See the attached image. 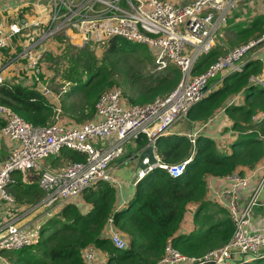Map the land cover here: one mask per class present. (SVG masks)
Returning a JSON list of instances; mask_svg holds the SVG:
<instances>
[{"label": "trees", "instance_id": "trees-1", "mask_svg": "<svg viewBox=\"0 0 264 264\" xmlns=\"http://www.w3.org/2000/svg\"><path fill=\"white\" fill-rule=\"evenodd\" d=\"M225 30L230 38L215 43L208 52L201 54L194 63L193 73L204 71L229 47L247 42L255 34L263 35L264 15L257 14L247 23L232 20ZM50 41L58 42L59 47L58 54L52 49L44 51L46 67L52 70L49 80L57 87L53 90L57 93L68 85L58 102L60 122L64 125L77 126L85 120H93L98 98L115 86L112 85L116 78L122 81L125 78L128 81L124 84L135 86L134 93L124 96L128 103H144L165 95L180 79V71L173 64H168L156 75L133 71L129 59L138 52L150 59L152 51L145 44L120 36L106 39L100 53L96 45L76 46L63 35H56ZM262 65L260 58L247 59L241 71L223 75L217 86L189 110V123H204L223 108L231 121L230 129L235 132L230 149H223L215 139L202 132L196 133L193 143L184 132L161 135L155 147L162 162L178 163L190 156L181 172L171 175L162 167L152 168L136 182L132 197L120 207L115 206V186L99 181L82 191L88 207L80 210L73 201L64 203L55 215L48 216L40 225L36 241L22 248L1 249L3 259L8 264H85L82 251L90 246L105 251V264H154L162 257L168 239L180 252L195 257L228 242L234 224L223 206L207 198L208 178L242 172L263 160L264 88L251 80L252 76H259ZM42 75L47 76L46 73ZM239 93L243 94V101L228 105L227 101ZM74 94L82 97L81 101L69 104ZM0 103L34 126H44L55 120L56 103L34 83L3 81ZM3 125L4 118L0 115V128ZM145 143L146 137L142 136L136 146L139 149ZM52 158L51 165H57L83 160L85 154L62 147ZM15 175L18 181L11 183L8 189L14 201L18 204L38 201L43 191L37 181L23 182L18 173ZM190 204L195 206L193 226L185 228ZM110 218L127 240L123 247H117L107 236ZM248 258L232 259L230 264H261L264 261V257Z\"/></svg>", "mask_w": 264, "mask_h": 264}, {"label": "built area", "instance_id": "built-area-1", "mask_svg": "<svg viewBox=\"0 0 264 264\" xmlns=\"http://www.w3.org/2000/svg\"><path fill=\"white\" fill-rule=\"evenodd\" d=\"M236 4L237 0H191L184 4L171 0H28L27 5L33 7L32 14L16 17L5 25V30L0 16V49L7 47L15 36L24 37L16 57L26 61L31 78L27 84L34 83L56 103L55 120L44 126H34L0 103V115L4 118L0 132L17 141L0 164V205L14 201L8 189L11 183L18 181L16 173L23 182L35 179L43 191L44 202L56 211L99 181L118 184L120 181L110 172L112 161L122 157L127 147L142 136L146 137L145 144L155 147L157 138L166 134L175 121L185 119L190 108L205 97L213 84H218L226 73L241 71L248 53L262 45L264 34L219 55L204 71L193 73L194 63L215 45L218 29L227 23ZM96 31L106 33L107 37L94 41L91 34ZM56 35H63L74 45H96V50H101L102 44L112 36L145 44L152 51L155 68L161 71L173 64L180 71V79L167 94L144 103H128L119 87H111L98 98L93 120H85L77 126L64 125L60 122L58 102L65 86L56 93L51 88L54 84L50 76L42 75L46 66L44 51L49 48H39ZM253 79L264 88L263 74ZM3 81L0 71V83ZM235 99V96L230 98L227 104ZM187 135L193 143L196 133ZM62 147L80 151L85 158L61 167L46 165V159L56 156ZM154 150L157 161L149 168H136L134 183L154 167L177 174L190 159L189 156L178 163L166 164L160 160L156 147ZM247 169L257 175L254 183L250 174L234 171L224 176L226 184L215 193V202L225 208L234 224L229 241L195 257L183 254L168 239L162 257L154 264H182L184 261L187 264H230L233 263L231 254L248 259L264 257V230L250 225L253 208L264 204L258 200L264 184V160ZM29 208L24 207V213L29 212ZM16 216H7L8 219L0 223V259L3 258L1 249L22 248L38 239L37 228L30 225L31 220L19 224ZM109 222L110 240L117 247H123L127 244L126 238L112 225L111 218ZM93 252L94 247L90 246L82 251L85 264L92 260Z\"/></svg>", "mask_w": 264, "mask_h": 264}, {"label": "crops", "instance_id": "crops-1", "mask_svg": "<svg viewBox=\"0 0 264 264\" xmlns=\"http://www.w3.org/2000/svg\"><path fill=\"white\" fill-rule=\"evenodd\" d=\"M28 0H0V16L4 22V30L5 25L8 26V24L13 21L16 17L22 18L29 14H32L33 7L27 5ZM172 2L176 4H184L188 3L191 0H171ZM249 5H246V8H242L244 5L243 2L239 3L237 7H235L234 11H232L230 17H232L234 22H245L247 23L246 19L248 16H250V13L252 14L251 17H249V20H252L255 15L257 14H263L264 15V1L261 0H248ZM252 9L254 11L253 13L250 12L248 9ZM19 10L20 12H17ZM17 12V13H16ZM249 14V15H248ZM19 16V17H18ZM23 39L24 37H14L11 42H13L6 47L0 49V71L4 75L5 81H17L20 83L27 84L31 78L29 74V69L26 65V61L23 59H19L16 57L17 52L21 49L23 45ZM224 39V37H223ZM226 40V39H225ZM222 39H217V42H223ZM52 45H55V43H51ZM53 47H50L49 49H52ZM251 56H256L255 58H260L263 61L262 69L259 75H264V41L262 42V47L259 49H252L248 53V57L252 58ZM44 73L47 74V76H51V71L48 69L45 65L43 67ZM236 99L234 102H242L243 101V94L239 93L235 95ZM185 120V119H184ZM185 125L183 127H188L191 131H195L196 129L199 130V128L204 127V130H211L215 131V134H208L206 132H202L204 134L210 135L213 139H215L223 149H230V144L232 139L235 137V132L230 129V123L228 116L223 111V108L218 110V112L207 122L201 123V122H186L184 121ZM74 125V124H72ZM200 128V129H201ZM225 130V131H224ZM217 131V132H216ZM264 139V136H262ZM17 145V141H12L9 138H7L5 135H3L0 132V164L1 161L11 153L13 148ZM139 150L136 146V142L132 143V145H129L127 147V150L125 154L112 161L110 164V172L113 176H115L120 182L118 184H115L116 188V197H115V206L120 207L123 206L127 201L132 197L134 193V186L136 183H134V180L136 178V160L133 159V155L136 153V151ZM133 159V160H131ZM133 161L130 163V165H126V161ZM264 160V157H263ZM243 173L250 174L251 176V182L254 183L257 179V175L251 174L247 168L243 170ZM227 179L225 177H210L208 178V191H207V198L215 201V193L216 191L223 188V185L226 184ZM82 194V193H80ZM71 201V199H69ZM259 202H264V184L261 188V191L258 195ZM89 206V203L87 207ZM188 209H190L191 214L188 217H185L184 227L185 228H191L193 226V212L195 209L194 204H190L188 206ZM10 215H14L18 219L19 224H23L31 220V215H25L24 213V207L21 205H16L14 201L12 202H3L0 205V223H2L5 219H8ZM222 215V214H221ZM219 214L218 217H221ZM8 216V217H7ZM250 225L252 228L264 230V204H258L256 205L252 213L250 214ZM189 224V226H187ZM111 233V227H108L107 236L109 237ZM95 249L100 250V255L97 257L94 256L93 252V258L92 260L87 264H105L106 262V254L105 251H103L101 248L95 247ZM239 254H235L233 259L239 258ZM96 258V259H95ZM95 259V260H93ZM231 260V259H230ZM0 263L8 264L5 259H0ZM188 262L184 261L182 264H187Z\"/></svg>", "mask_w": 264, "mask_h": 264}, {"label": "rangeland", "instance_id": "rangeland-1", "mask_svg": "<svg viewBox=\"0 0 264 264\" xmlns=\"http://www.w3.org/2000/svg\"><path fill=\"white\" fill-rule=\"evenodd\" d=\"M261 1H264V0H261ZM242 5H244L242 8H246L245 6L246 5H249V1L248 0H237V4H236V7L239 3H242ZM250 6V5H249ZM235 8L232 9V11H234ZM249 9V7H248ZM250 12H254L252 11V9H249ZM231 11V13H232ZM231 15V14H230ZM249 15V14H248ZM252 14L250 13V16L247 17V21L246 22H249L251 20H249L248 18L251 17ZM252 19V18H251ZM233 19L232 17H229L227 19V23L223 24L217 31V39H222L225 41V39L227 38H230L229 34H228V30H225V27L229 24V22H231ZM262 35H259V34H255L253 36H251V38L249 40H252V39H257L259 37H261ZM107 36H106V33L102 32V31H96V32H93L91 34V38L96 41V40H99V39H105ZM224 37V39H223ZM13 42H11L12 44ZM242 43H245V42H239L238 44L234 45V46H231L229 47L227 50H230L232 49L233 47L235 46H238ZM50 47H53V49L51 51H53L54 53L58 54L59 53V47H58V42L55 44V45H52L51 44V41L48 42V43H45V44H41L39 46L40 49H47V48H50ZM262 47V45H259L258 49ZM71 51H73L72 48H70ZM226 50V51H227ZM98 53H100V49H97L96 50ZM147 52V51H146ZM54 61V59H52ZM58 64L60 63L58 60H57ZM129 62H130V65L132 66V70L133 71H139V72H142L144 73V75H148V74H153V75H156L157 73H160L159 70H157L155 68V64H154V56L152 55V57H150V59H147V58H144L143 54L141 52H138L136 55H133L130 59H129ZM62 63V61H61ZM156 72V73H155ZM56 75H58L56 73ZM254 77H257V76H252L251 77V80L255 81V79H253ZM56 78L59 80L61 79L59 76H56ZM116 83H114L112 86H117L119 87L122 92L124 93V96L126 97L127 93H134L135 92V86L134 85H128V84H124V82L128 81V80H125V78H123V81H122V78L117 79L116 78ZM258 85L261 86L260 83H257ZM55 85H52L51 88L53 89ZM214 86H217V84H213L212 87ZM56 87V86H55ZM68 87V85H65V89ZM211 87V88H212ZM57 88V87H56ZM58 90V89H57ZM62 90V89H60ZM59 91V90H58ZM63 93V92H62ZM61 93V94H62ZM81 98L78 94H74L72 95L68 102L69 104H78L80 101H81ZM184 121L186 122H190L189 121V117L187 116L184 119H179L177 121H175L172 125H170L167 130H166V134H173V133H181V132H184V133H197V132H206L208 134H215V131H211V130H207L205 131L204 130V127H200L199 130L196 129L195 131H191L188 127L184 128ZM202 123V122H201ZM225 131V130H224ZM217 132V131H216ZM210 136V135H209ZM127 150V149H126ZM51 159H53L52 157L50 158H47L46 161H45V164L48 165L49 167H61V166H64L66 164H68L69 162H63L61 164H57V165H51ZM133 160V159H131ZM126 161V165H130V163H132L133 161ZM134 190H135V186H134ZM71 201H73L77 207L80 209V210H84L87 205H88V202L86 201V199L83 197L82 194H77L75 196H73L71 198ZM15 202V201H14ZM16 203V202H15ZM18 203H16L17 205ZM18 205H21L23 207H30L28 209L29 212L25 213V215H31V221H30V225L31 226H35L37 228V232H38V235H40V226L47 218L48 216L50 215H55V211L56 210H53L52 207L50 209V206L46 205V203L44 202L43 200V195L38 198V201L36 200L35 202L33 203H22V204H18ZM61 208V207H60ZM59 208V209H60ZM191 214V211L190 209H187V212H186V217H188L189 215ZM187 226H189V224H187ZM98 255H100V250L98 249H95L94 250V256L97 257ZM96 259V258H95ZM93 259V260H95ZM261 264H264V261L261 262Z\"/></svg>", "mask_w": 264, "mask_h": 264}, {"label": "water", "instance_id": "water-1", "mask_svg": "<svg viewBox=\"0 0 264 264\" xmlns=\"http://www.w3.org/2000/svg\"><path fill=\"white\" fill-rule=\"evenodd\" d=\"M75 45L83 46L82 44H75ZM154 148L155 147L152 144H145L144 147L136 151V153L132 157L133 159L136 160V168L146 169L149 168V166H153V164L157 161ZM145 158L148 159L147 162L143 161ZM233 258H234V254H231V259Z\"/></svg>", "mask_w": 264, "mask_h": 264}]
</instances>
